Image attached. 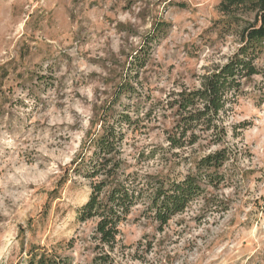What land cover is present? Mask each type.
I'll return each instance as SVG.
<instances>
[{
	"label": "rangeland",
	"instance_id": "1",
	"mask_svg": "<svg viewBox=\"0 0 264 264\" xmlns=\"http://www.w3.org/2000/svg\"><path fill=\"white\" fill-rule=\"evenodd\" d=\"M218 2L0 0V264H27L33 246L91 263L95 223L77 221L89 182L68 167L128 74L133 97L115 110L138 121L125 153L143 154L140 173L181 181L200 157L225 149L226 159L217 185L197 179L201 194L162 229L133 208L113 264H264V51L261 74L221 115L220 146L165 141L168 97L198 88L238 47L215 28Z\"/></svg>",
	"mask_w": 264,
	"mask_h": 264
},
{
	"label": "trees",
	"instance_id": "2",
	"mask_svg": "<svg viewBox=\"0 0 264 264\" xmlns=\"http://www.w3.org/2000/svg\"><path fill=\"white\" fill-rule=\"evenodd\" d=\"M216 12L219 19L214 25L219 35L233 36L238 47L224 64L200 77L198 88L180 89L165 101L164 108L173 119L164 131L168 150L193 147L201 135L210 145L220 146L226 136L221 115L243 94L244 85L261 74L256 61L264 51V0H219ZM154 37L149 36L145 45L155 41ZM138 61L136 55L133 63ZM128 75L117 85L113 99L100 107L68 167L72 174L89 182L90 194L78 210L77 221L95 223L92 239L96 255L90 264H113L120 226L133 208L145 205V211L162 229L201 194L198 180H205L210 187L217 185L216 172L226 159L225 149L200 157L195 174H187L181 181L167 180L159 172L140 173L137 168L142 165L143 154L125 153L127 134L138 129V121L128 112L115 110V105L121 106V98L133 97ZM40 249L29 248L27 264H74L67 257Z\"/></svg>",
	"mask_w": 264,
	"mask_h": 264
}]
</instances>
